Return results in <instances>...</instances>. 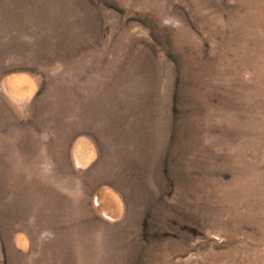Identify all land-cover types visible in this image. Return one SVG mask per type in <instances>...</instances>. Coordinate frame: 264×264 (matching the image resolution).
Listing matches in <instances>:
<instances>
[{
	"label": "rangeland",
	"instance_id": "374dc122",
	"mask_svg": "<svg viewBox=\"0 0 264 264\" xmlns=\"http://www.w3.org/2000/svg\"><path fill=\"white\" fill-rule=\"evenodd\" d=\"M0 264H264V0H0Z\"/></svg>",
	"mask_w": 264,
	"mask_h": 264
},
{
	"label": "crops",
	"instance_id": "0c3cea01",
	"mask_svg": "<svg viewBox=\"0 0 264 264\" xmlns=\"http://www.w3.org/2000/svg\"><path fill=\"white\" fill-rule=\"evenodd\" d=\"M17 75H24L25 78H27V79L29 80V82L26 83L24 86H26V87H30V85H32V84L34 85V89H33L32 93H30V94H26V95H22L23 97L31 96V95L34 93V91H35V89H36L37 86H36V82H35V80H34L31 76H29V75H27V74H14V75L8 76L7 79H6V86H7V89L9 90L10 93H12L13 96L18 97V98L21 97V95H18V94H17V91L15 90V88L12 87V86L10 85V83H9L10 78H12V77H14V76H17ZM80 149L82 150L81 152L88 150V148H86V147L83 146V145H80V146H79V150H80Z\"/></svg>",
	"mask_w": 264,
	"mask_h": 264
},
{
	"label": "water",
	"instance_id": "95a60500",
	"mask_svg": "<svg viewBox=\"0 0 264 264\" xmlns=\"http://www.w3.org/2000/svg\"><path fill=\"white\" fill-rule=\"evenodd\" d=\"M88 150H90V148H88Z\"/></svg>",
	"mask_w": 264,
	"mask_h": 264
}]
</instances>
